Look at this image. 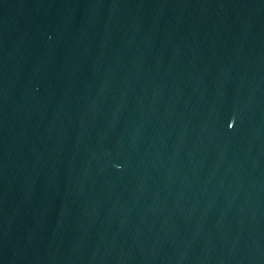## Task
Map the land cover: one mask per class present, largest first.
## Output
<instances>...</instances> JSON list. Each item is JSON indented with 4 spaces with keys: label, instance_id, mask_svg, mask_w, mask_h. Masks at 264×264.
Here are the masks:
<instances>
[{
    "label": "water",
    "instance_id": "water-1",
    "mask_svg": "<svg viewBox=\"0 0 264 264\" xmlns=\"http://www.w3.org/2000/svg\"><path fill=\"white\" fill-rule=\"evenodd\" d=\"M0 264H264V0H0Z\"/></svg>",
    "mask_w": 264,
    "mask_h": 264
}]
</instances>
